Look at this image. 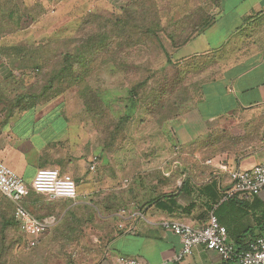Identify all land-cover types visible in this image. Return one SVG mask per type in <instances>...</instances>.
Wrapping results in <instances>:
<instances>
[{
    "label": "crops",
    "instance_id": "crops-1",
    "mask_svg": "<svg viewBox=\"0 0 264 264\" xmlns=\"http://www.w3.org/2000/svg\"><path fill=\"white\" fill-rule=\"evenodd\" d=\"M208 29L217 33L214 39L205 37L208 42L201 48L183 51ZM175 52L179 61L210 63L192 101L198 105L197 115H192L191 123L178 125L175 146H163V154L174 152L170 157L175 160H163V186L151 204L141 208L135 193L119 186L118 173L104 172L101 154L88 152L85 144L73 139L72 120L60 98L24 105L18 103L20 92H6L7 79L19 69L14 70L10 57L0 52V160L28 184L40 167H58L77 182L76 199L30 190L23 201L39 219L44 215L42 207L51 209V219L45 221L47 232L79 221V243L52 263L116 264L120 256H128L150 264H238L203 247L175 259L181 240L164 224L202 226L211 213L238 249L264 235V190L252 197H226L230 169H249L264 162V0H221L210 26ZM95 157L97 165L92 169ZM165 195H174L165 201L168 209L157 207L155 199ZM86 229L95 232L90 245L85 243Z\"/></svg>",
    "mask_w": 264,
    "mask_h": 264
},
{
    "label": "rangeland",
    "instance_id": "rangeland-1",
    "mask_svg": "<svg viewBox=\"0 0 264 264\" xmlns=\"http://www.w3.org/2000/svg\"><path fill=\"white\" fill-rule=\"evenodd\" d=\"M220 1L0 0V52L10 57L14 70L19 69L7 79L6 92L42 95L40 104L60 98L72 120L73 139L85 144L88 152L100 153L104 172L118 173L119 186L135 193L138 207H148L163 186V160L171 154H163V146H175L178 125L191 123L192 115H197L198 105L192 101L210 63L179 61L176 46L196 34L205 21L215 19ZM10 10L13 18H8ZM28 14L30 19L25 18ZM137 27L160 32L137 43ZM92 32L102 35L95 52L87 53L86 64L61 74L51 95L46 94L43 86L52 71L60 69V54L73 51ZM215 34L208 29L183 51L201 48L208 42L205 37L212 40ZM12 203L0 192V264H57L52 261L79 243V221L72 220L67 228L49 229L36 246H28V237L5 224L13 213ZM41 210V219H51L49 207ZM83 234L88 235L87 245L94 243L92 229Z\"/></svg>",
    "mask_w": 264,
    "mask_h": 264
},
{
    "label": "built area",
    "instance_id": "built-area-1",
    "mask_svg": "<svg viewBox=\"0 0 264 264\" xmlns=\"http://www.w3.org/2000/svg\"><path fill=\"white\" fill-rule=\"evenodd\" d=\"M97 157L91 165L95 169ZM223 166V165H222ZM231 186L226 192L227 198L245 195L252 197L264 190V162L249 169L235 168L228 171ZM30 190L50 194L57 198L76 199L78 188L76 180L62 173L58 167H40L32 182L28 184L13 168L0 160V192L14 203V218L20 232L28 237V246L34 247L40 242L41 235L49 225L39 219L24 205V199ZM123 227V224L119 225ZM164 226L179 236L182 247L175 259L195 253L197 247L220 253L225 261L236 259L238 264H264V235L257 236L240 250L228 241L227 228L211 213L208 222L202 226H192L181 222H166ZM116 264H150L139 257L120 256Z\"/></svg>",
    "mask_w": 264,
    "mask_h": 264
},
{
    "label": "trees",
    "instance_id": "trees-1",
    "mask_svg": "<svg viewBox=\"0 0 264 264\" xmlns=\"http://www.w3.org/2000/svg\"><path fill=\"white\" fill-rule=\"evenodd\" d=\"M29 15L30 14L25 15V18H29L30 19L31 16H29ZM13 17H14V11L10 10L9 13H8V18H13ZM109 21H111V22L107 23L106 25H110V23H112V20L111 19H109ZM21 22H22V20H21V16H20V17H18V19L16 20L15 23H16L17 26H19L21 24ZM211 22H213V21H211ZM211 22L209 20L208 21H205L199 27V29H197L196 31H198V33L205 31L210 26ZM118 23H120V22H118ZM118 23H116V25H118ZM127 25H130V24L127 23ZM156 25H157V23H156ZM137 28L139 30V37L136 40L137 43H140V42L145 41L146 37H148L151 34V32L152 33H156V34H159V32H160V29H155V28H151V27H147V28L146 27L145 28L144 27H137ZM128 29H123V31H128ZM131 31H129V32H131ZM155 31H157V32H155ZM192 35H191V37H192ZM101 36L102 35L100 34V32H92V33L88 34L87 37H83L84 40L78 42L75 45V47L72 49L73 51H71V50L69 51L68 50L67 52H62L60 54V58L62 59V61L59 62V63H61V65L59 67L60 69L59 70L56 69L57 70V73L56 74L52 71L53 74L49 77L48 83H46L43 86L46 94L51 95V91H52V89H54V86H53L54 83L53 82L56 79L61 78V74L65 73L66 71H70V69L74 68V66L76 64L77 65L86 64V59H88V57H89V56H87V53H93V52H95V49H96L95 43L101 38ZM127 41H128V43L130 45H132V43L129 40H127ZM187 41H188V38H185L183 42L186 43ZM178 46H180V45H178ZM178 46H176V47H178ZM43 47H45V45H43L41 48H43ZM162 48H163V46H162ZM25 66L26 65H23L24 68L23 67L22 68L25 69L26 68ZM38 69H39V66H38ZM39 96H40V98L42 97V95H39ZM39 96L36 95V94H33V93L31 95L30 94H23V95L20 96L18 103L21 104V103L25 102V103L32 104V105L33 104L34 105L40 104ZM27 98L29 99V101L26 102V100H28ZM1 194L7 200H9L10 202H12L11 199H9L3 193H1ZM170 199H174V195H165L164 198L163 197H158V198L155 199L154 202L156 203V206L157 207H159V208H166L165 201H169ZM12 204H13V209H12V212L13 213H12L10 219L8 221H5V224L6 225H14L19 230L18 223L16 222V220L14 218V208H15V205H14V203H12ZM166 209H168V208H166ZM23 237H25V236L23 235ZM247 247L248 246H246L245 248H241L240 250L246 249Z\"/></svg>",
    "mask_w": 264,
    "mask_h": 264
}]
</instances>
